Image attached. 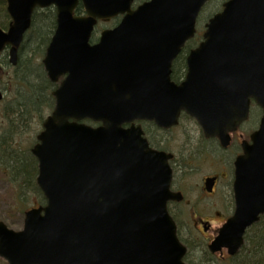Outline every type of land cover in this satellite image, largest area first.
Here are the masks:
<instances>
[{
	"label": "water",
	"instance_id": "obj_1",
	"mask_svg": "<svg viewBox=\"0 0 264 264\" xmlns=\"http://www.w3.org/2000/svg\"><path fill=\"white\" fill-rule=\"evenodd\" d=\"M11 22L0 27V53L10 63L36 8L55 5L57 28L43 64L55 108L31 152L46 204L25 212L16 231L0 220V256L9 264H186V247L167 210L168 155L149 147L134 119L177 124L182 110L207 136L229 143L247 119L250 101L264 110V0H228L188 55L181 84L171 65L196 32L208 0H6ZM124 14L119 27L90 45L99 19ZM2 94L0 91V99ZM102 122L92 126L84 119ZM236 162V212L210 244L238 252L246 229L264 213V115Z\"/></svg>",
	"mask_w": 264,
	"mask_h": 264
},
{
	"label": "flooded vegetation",
	"instance_id": "obj_2",
	"mask_svg": "<svg viewBox=\"0 0 264 264\" xmlns=\"http://www.w3.org/2000/svg\"><path fill=\"white\" fill-rule=\"evenodd\" d=\"M113 25L98 26L92 33L91 41L95 43L99 40L101 33L105 29L113 28ZM190 49L188 50V52ZM185 51L177 57L173 65V74L184 77V64L182 56L184 57ZM186 62V58L184 59ZM254 112L259 116V121L262 117V109L252 104L249 119ZM186 116L184 113L181 119ZM248 119V120H249ZM247 120V121H248ZM198 133V137L193 140L194 132H188V136L182 143L178 150L174 151L168 149L165 144L169 141L167 136L173 128H164L157 125L154 121H138L147 137L152 148L163 150L172 153L173 157L169 161L172 169V180L170 189L172 192L177 193L178 197L168 202V208L171 215L175 219L179 227L180 237L188 241L190 235L187 233L183 226V221L188 222L186 217V210L189 211V221L199 231H201L204 240H212L215 232L226 222L234 213L235 210V196H234V180H235V160L243 152L242 143L244 140L250 141L252 131H244L245 122L240 126L237 131L231 134L230 145L224 147L221 145L217 138H206L201 128L193 122ZM131 124H124V128L129 127ZM236 147V148H235ZM178 152V153H177ZM220 156L219 159H216ZM218 166V161H222ZM207 165L211 167L208 171ZM225 170V171H220ZM199 175V176H196ZM182 219H184L182 221ZM219 223V225H215ZM209 236V237H207ZM202 244V243H201ZM209 244V243H208ZM203 245V244H202ZM188 258L192 254V259H200L198 250L193 252L190 250ZM205 256L209 257H226V251L222 253L209 255L205 252Z\"/></svg>",
	"mask_w": 264,
	"mask_h": 264
},
{
	"label": "trees",
	"instance_id": "obj_3",
	"mask_svg": "<svg viewBox=\"0 0 264 264\" xmlns=\"http://www.w3.org/2000/svg\"><path fill=\"white\" fill-rule=\"evenodd\" d=\"M4 1L0 0V27L6 29L10 17L3 7ZM83 12V6L80 3L76 8V13ZM56 25V14L53 8L45 10H36L33 15L32 27L26 35L22 49L20 51L19 63L14 72L17 73L15 85V98L5 106L8 112V131L0 135V163L6 168L5 174L10 175V180L15 185L19 194L26 188H32L36 195H39L40 204L44 203V198L37 187L36 176L38 172L37 160L31 155L30 150L26 153L18 143L20 127H28L29 117L37 114L38 126L42 122L47 112L54 107V98L52 90L56 87L47 77L41 61L33 62L29 58L23 61L25 53L24 48L33 41L37 42L33 55L40 52V57L45 53L46 47L50 41L52 32ZM0 62L6 68H12L8 62L7 53L0 55ZM10 82V80H9ZM28 93V95H27ZM247 237V243L235 257L231 264H264V232Z\"/></svg>",
	"mask_w": 264,
	"mask_h": 264
},
{
	"label": "rangeland",
	"instance_id": "obj_4",
	"mask_svg": "<svg viewBox=\"0 0 264 264\" xmlns=\"http://www.w3.org/2000/svg\"><path fill=\"white\" fill-rule=\"evenodd\" d=\"M138 2H142L144 0H137ZM226 0H210L204 9L202 10L200 14V18L198 20V30L200 31V35L202 34L204 30V24L207 22V20L217 11H220L222 8V4ZM3 7L5 8V5L3 4ZM1 10V9H0ZM99 24L102 25H111L113 24V21H107V22H100ZM32 45L28 44L26 48H24L23 51H25L23 55V61L25 62L29 58H32L33 62H39L42 60V57H40V52H37L33 55L32 49L35 48L37 42L33 41L31 43ZM17 73L14 72V68H6L5 66H2L0 62V89L2 91L3 98L0 100V135L6 131H8V112L5 109V105L12 101V99L15 98V85L14 81H16ZM10 80V82H9ZM28 95V93H27ZM49 113V111L47 112ZM259 115V114H258ZM256 114V112L253 113L251 120H249L245 126L244 131H252L256 128L259 116ZM39 119V116L37 114H34L29 117L27 124L29 123L28 127H20L17 129L19 130V135L16 136L18 138V143L21 144V147L25 150L32 147V145L36 141V135L41 130L42 125L38 126L37 120ZM193 121L188 119L187 117L182 118L180 121V124L177 128H174V130L170 131L167 139L169 140L165 146L168 147V149L171 150H178V147L184 143L185 139L188 136V132H194L195 136H193V140L198 137V133ZM236 148V147H235ZM28 150L26 151V153ZM178 153V152H177ZM220 156H217L216 159H219ZM221 162H225L224 158L222 161H218V166L221 165ZM4 165L0 163V220H2L9 228H12L16 231L22 230L24 227V211L27 208L40 204V198L39 195H36L35 191L30 187L23 190L21 194H19V191L16 190L15 185L10 180V175L5 174L6 168L3 167ZM5 169V171H4ZM208 171L211 169L209 165H207ZM225 171V170H220ZM199 176V175H196ZM186 211V217L188 222L184 219H182L183 226L187 233L190 235V239L188 241H191L190 247L195 252L199 249L198 253L199 256H201L200 259H192V254L189 257V260H192L194 264H200L201 261H204L205 255H204V246L201 243H204V238L201 235V232L191 224L189 221V211L185 209ZM215 225H219V223H216ZM254 230H256L257 234L264 232V219L262 223L257 226ZM254 230L250 233V236H253L255 234ZM209 237V236H207ZM196 248V249H195ZM0 264H8V262L0 257Z\"/></svg>",
	"mask_w": 264,
	"mask_h": 264
}]
</instances>
